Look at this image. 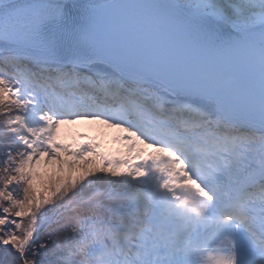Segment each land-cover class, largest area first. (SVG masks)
Instances as JSON below:
<instances>
[{
	"label": "snow or ice",
	"instance_id": "1",
	"mask_svg": "<svg viewBox=\"0 0 264 264\" xmlns=\"http://www.w3.org/2000/svg\"><path fill=\"white\" fill-rule=\"evenodd\" d=\"M0 264H264V0H0Z\"/></svg>",
	"mask_w": 264,
	"mask_h": 264
},
{
	"label": "rangeland",
	"instance_id": "2",
	"mask_svg": "<svg viewBox=\"0 0 264 264\" xmlns=\"http://www.w3.org/2000/svg\"><path fill=\"white\" fill-rule=\"evenodd\" d=\"M68 133L71 134H76L80 131H86L89 133L90 136H95L96 132L94 130V127L91 125H72L69 126L67 129ZM110 133L114 132L115 130H109ZM104 143L106 148H114L118 147V145H115L111 142V135L105 136L104 137Z\"/></svg>",
	"mask_w": 264,
	"mask_h": 264
}]
</instances>
